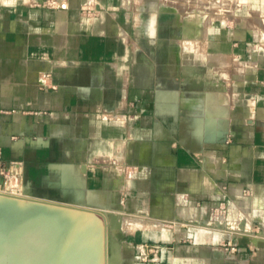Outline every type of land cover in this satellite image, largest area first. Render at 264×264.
Listing matches in <instances>:
<instances>
[{
	"label": "crops",
	"instance_id": "obj_1",
	"mask_svg": "<svg viewBox=\"0 0 264 264\" xmlns=\"http://www.w3.org/2000/svg\"><path fill=\"white\" fill-rule=\"evenodd\" d=\"M61 1L67 9L0 0V185L21 171L36 189L108 192L106 207L121 215L171 211L159 234H130L133 264L147 243L168 252L166 264H264V49L254 47L263 44L261 26L209 13L205 27L182 28L200 40L213 84L230 63L250 65L239 70L247 76L236 94L202 92L189 81L179 87L182 25L163 2L180 0ZM242 1L264 16V0ZM228 96L236 100L229 123ZM244 195L253 197L257 229L221 217Z\"/></svg>",
	"mask_w": 264,
	"mask_h": 264
},
{
	"label": "rangeland",
	"instance_id": "obj_2",
	"mask_svg": "<svg viewBox=\"0 0 264 264\" xmlns=\"http://www.w3.org/2000/svg\"><path fill=\"white\" fill-rule=\"evenodd\" d=\"M140 4V1L135 3L136 6ZM163 6L170 9L167 12L173 9L179 12L182 25L179 27L182 32L176 40L181 44L178 61L180 67L183 68L180 75L185 78L183 83L185 86L180 85L179 87H187L186 83L189 81L190 90L209 92L215 91L216 88L227 90L229 95L236 94L247 76L244 72L242 77L239 70L243 67L248 68L250 65L244 64L241 67L230 63L229 71L223 73V83H226L224 84L226 86L223 85V88V83L213 84L215 80L213 78L208 80L206 75H208L207 72H211V77H213L215 72L210 71L201 63L203 55L200 54L201 49L197 46L200 40L191 34L192 29L185 31L183 29L193 24L205 27L210 19L222 20L224 23L228 21L227 24L233 26L238 20H243L257 29L261 26L263 31L255 30V32L264 44V16L260 18L259 12L249 9L248 2L242 0L237 2L236 0L164 1ZM209 13L212 16L210 19ZM214 13L218 15L215 17ZM194 15L197 16L193 18ZM171 24L170 19L168 26ZM249 27L252 28V26ZM163 36L167 37L166 33ZM263 44L258 43L254 47L264 49ZM231 100L230 96L226 98L228 111L225 110L228 123L230 122L229 113L236 106V100L234 98ZM210 109L214 110V107ZM81 183L78 180V184ZM107 183L110 189L115 188L113 187L115 183ZM58 186L52 189H36L28 180H25L21 171L5 178L3 184L0 185V264H133L132 257L125 248V242L130 234L135 231L142 233L144 229H151L153 233L159 234L158 232L167 228L166 226L171 221V211L167 210L157 211V213L152 211L153 215L151 213L147 215L116 213L113 207H106L111 198L108 192L101 193L97 190V193L85 184L74 195L60 191L61 188ZM121 186L118 183L117 187ZM252 198L250 195H244L230 200L227 209H224V213L227 212L226 215L221 213L224 222L234 221L233 225L236 229L249 226L250 229H257L252 225L254 214V211L250 209ZM20 202H22V208H19ZM113 202L112 200V204ZM245 205H248L247 208ZM57 212L60 214H54ZM113 215L121 219V230L112 228L111 217ZM243 222L246 224L239 225ZM60 253L64 257L58 259ZM167 256L168 252L164 251L160 244L147 243L138 248L134 259L136 264H166L164 262L167 261Z\"/></svg>",
	"mask_w": 264,
	"mask_h": 264
},
{
	"label": "water",
	"instance_id": "obj_3",
	"mask_svg": "<svg viewBox=\"0 0 264 264\" xmlns=\"http://www.w3.org/2000/svg\"><path fill=\"white\" fill-rule=\"evenodd\" d=\"M87 169L85 166L82 167V173H86ZM57 205V204H55ZM54 212H56V210H54ZM111 223H112V228L115 230H121L122 228V221L121 219L117 216V215H113L111 217Z\"/></svg>",
	"mask_w": 264,
	"mask_h": 264
},
{
	"label": "built area",
	"instance_id": "obj_4",
	"mask_svg": "<svg viewBox=\"0 0 264 264\" xmlns=\"http://www.w3.org/2000/svg\"><path fill=\"white\" fill-rule=\"evenodd\" d=\"M49 5L53 8H58V9H67L68 8V3L61 1V0H50Z\"/></svg>",
	"mask_w": 264,
	"mask_h": 264
},
{
	"label": "bare ground",
	"instance_id": "obj_5",
	"mask_svg": "<svg viewBox=\"0 0 264 264\" xmlns=\"http://www.w3.org/2000/svg\"><path fill=\"white\" fill-rule=\"evenodd\" d=\"M15 193H16V192H15ZM13 196H15V195H13ZM16 196H17V194H16ZM18 197H19V196H18ZM22 199H23V198H22ZM20 203H21V205L19 204V206H20L19 208H22V207H21V206H22V202H20ZM43 204H44V203H43ZM43 204H42V205H43ZM45 204H46V203H45ZM16 206H17V205H16ZM23 206H24V205H23ZM44 207H45V206H44ZM19 210H20V209H19ZM20 212H21V211H20ZM43 214H44V213H43ZM54 214H60V213L57 212V213H54ZM59 217H60V216H59ZM59 217H58V218H59ZM77 222H78V221H77ZM93 237H94V236H93ZM93 239H94V238H93ZM95 241H96V240H95ZM94 243H95V242H94ZM99 247H100V246H99ZM60 249H61V248H60ZM63 250H64V249H63ZM61 251H62V250H61ZM94 251H95V250H94ZM91 252H92V251H91ZM62 253H63V252H62ZM62 253L59 254L60 257L58 256V257H59L58 259L64 257V256H63L64 253H63V254H62ZM94 255H95V253H94ZM81 256H82V255H81ZM96 256H97V255H96ZM90 257H91V256H90ZM100 258H101V257H100Z\"/></svg>",
	"mask_w": 264,
	"mask_h": 264
}]
</instances>
